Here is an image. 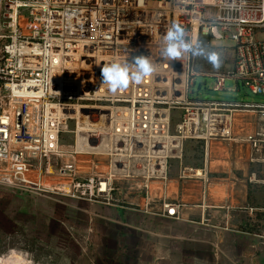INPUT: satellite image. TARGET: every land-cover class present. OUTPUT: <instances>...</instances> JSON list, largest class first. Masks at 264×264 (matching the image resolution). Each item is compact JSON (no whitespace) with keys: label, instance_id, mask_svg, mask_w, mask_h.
<instances>
[{"label":"built area","instance_id":"built-area-1","mask_svg":"<svg viewBox=\"0 0 264 264\" xmlns=\"http://www.w3.org/2000/svg\"><path fill=\"white\" fill-rule=\"evenodd\" d=\"M173 25L233 44L231 69L210 76L215 91L234 80L264 96V0H0V177L26 186L41 171L67 180L74 198L177 221L187 207L169 183L196 182L202 224L216 229L230 207L209 203L222 179L212 145L247 146V183L264 185V103L190 99L194 56L162 55ZM138 56L153 73L111 92L101 69ZM238 114L252 131L235 133ZM190 141L203 144L200 168L184 165Z\"/></svg>","mask_w":264,"mask_h":264},{"label":"rangeland","instance_id":"rangeland-1","mask_svg":"<svg viewBox=\"0 0 264 264\" xmlns=\"http://www.w3.org/2000/svg\"><path fill=\"white\" fill-rule=\"evenodd\" d=\"M201 43L219 54L220 66L194 56L199 76L190 99L264 103V96L253 95L234 80L215 91L217 81L210 76L231 69L234 57L228 49L233 44ZM242 127L235 133L242 134ZM203 160V144L188 142L184 165L200 168ZM35 172L39 181L59 184L60 189L30 182L11 185L0 177V264H252L253 257L256 264H264V185L243 187L247 199L242 200V187L231 184L225 200L231 198L234 209L223 212L219 226L210 230L196 224V217L177 221L74 198L62 186L67 180ZM177 193L168 190L170 197ZM236 193L239 201H234Z\"/></svg>","mask_w":264,"mask_h":264},{"label":"crops","instance_id":"crops-1","mask_svg":"<svg viewBox=\"0 0 264 264\" xmlns=\"http://www.w3.org/2000/svg\"><path fill=\"white\" fill-rule=\"evenodd\" d=\"M243 124H244L243 116L241 114H238L235 132L240 130V126ZM242 128H244V130L250 131L251 125L244 124V127ZM252 129L253 128H251V130ZM214 144L212 145V149H211L210 169L212 173L217 174L220 177L221 175L226 176V179L229 182L225 183L226 179L225 180L221 179L220 181H214L213 184L215 182L219 183V187L217 189L216 188L213 189V187H211L213 186V184L210 185L209 203L212 205H217L216 202H222L224 200V203L219 205L227 204V206H229L230 207L229 209L231 210L234 209L233 205L230 204L231 198L225 200V196L227 195V192L231 187V184L235 185V187L241 186L242 195H240V198H242V200L247 199V195L245 196L243 192H244V188L248 185L246 178L249 174V166L247 164L249 157V148L245 145L239 146L231 143L230 144L214 143ZM172 183H178V182L176 180H173L172 182L169 183V186ZM178 184H179V192L177 194H173L171 197L180 198L186 204L187 207L183 218L178 221H192V219L196 217L198 218V221H195V223L198 224L199 226L206 228L202 224V213H201L202 209L200 208L202 197L200 193L199 184L196 182H185L182 184L181 183ZM169 186L168 188H170ZM222 192H225L226 194H223ZM235 196H237V198L235 197L234 201H239L238 193H236ZM209 219L211 220V218ZM252 264H256V260L254 257L252 259Z\"/></svg>","mask_w":264,"mask_h":264},{"label":"clouds","instance_id":"clouds-1","mask_svg":"<svg viewBox=\"0 0 264 264\" xmlns=\"http://www.w3.org/2000/svg\"><path fill=\"white\" fill-rule=\"evenodd\" d=\"M162 55L169 59H180L184 54L203 56L214 68L220 66V57L215 50L206 49L201 42L188 38L186 31L179 25H173L163 38ZM154 71L151 62L138 56L130 61H120L106 64L101 69L102 82L115 93L126 89L130 83L140 84L144 78Z\"/></svg>","mask_w":264,"mask_h":264},{"label":"bare ground","instance_id":"bare-ground-1","mask_svg":"<svg viewBox=\"0 0 264 264\" xmlns=\"http://www.w3.org/2000/svg\"><path fill=\"white\" fill-rule=\"evenodd\" d=\"M238 116V115H237ZM237 118V117H236ZM236 125H237V120H236ZM84 159H82V163L80 164V169L81 170H88L89 169V165L87 164V162H86V160L84 161ZM215 167V166H214ZM99 169L101 170V171H106L107 169L105 168V167H102V166H100L99 167ZM26 176V178H27V180H28V182H30L31 184H33V185H35V186H45L46 188H53L54 190H56V189H60L59 188V184H57V185H55V184H51L50 183V181H48V180H40L39 181V176H38V173L37 172H35V171H28L27 172V174L25 175ZM44 178V177H43ZM47 178V177H46ZM49 179V178H48ZM52 181V180H51ZM62 181V180H61ZM30 184V185H31ZM213 184V183H212ZM62 186H65L64 187V189H67L68 188V183L67 182H64L63 184H62ZM170 188H169V190H170V192L171 193H177L178 192V186H177V184H175V183H172V184H170V186H169ZM211 187H213V189L214 188H218L219 187V183L218 182H215L214 184H213V186H211ZM161 190H162V185L160 184V183H156V184H154L153 185V187H152V191H153V193L155 194V195H159V194H161ZM225 191V190H224ZM223 194H226L225 192H222ZM224 197V196H223ZM194 211V210H193Z\"/></svg>","mask_w":264,"mask_h":264}]
</instances>
